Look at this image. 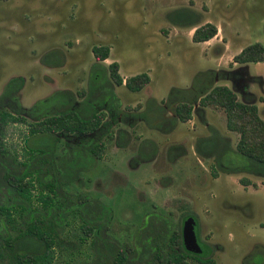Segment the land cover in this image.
Masks as SVG:
<instances>
[{"label":"rangeland","instance_id":"1","mask_svg":"<svg viewBox=\"0 0 264 264\" xmlns=\"http://www.w3.org/2000/svg\"><path fill=\"white\" fill-rule=\"evenodd\" d=\"M177 9L186 10L187 20L196 25L212 22L216 33L205 42L192 41L193 28L169 17ZM254 41L264 46V0H0V95L11 78H19L11 84L20 85L0 106L8 110L11 100L26 110L38 105L32 115L25 109L9 111L0 162L9 171L22 168V163L50 166L60 179L69 180L58 189L69 206L62 208L70 211L60 225H53L49 264L93 260L95 241L83 235V221L74 209L78 193L110 210L108 227H102L103 244L108 235L118 247L123 242L136 247L148 218L157 224L167 219L169 226L182 231L189 216L197 240L216 264H264V175L222 172L212 157L202 158L194 151L196 138L212 129L234 148L237 135L226 129L222 109L205 106L187 121H176L168 132L155 125L174 117L173 103L165 100L171 87L186 90L187 96L195 91L191 99L196 108L198 95L220 83L233 88L239 99L251 96L264 119V60L232 59ZM95 44L108 45L109 53L91 67L90 48ZM112 60L122 77L144 71L148 83L137 91L111 83L106 66ZM111 101L116 123L107 108ZM68 107L82 114L104 111L107 117L99 130L87 135L69 131L29 135L30 124L44 113ZM137 113L144 118H128L132 126L122 122L123 114ZM160 124L169 126L166 121ZM98 140L104 142L99 159L87 151V143ZM143 141L152 143L143 145L140 157ZM31 149L36 156L30 155ZM37 156L46 157L33 163ZM221 157L230 158L228 165L235 167L248 162L233 153ZM240 176L250 183L241 184ZM26 178L32 183L30 207L40 210L39 192L52 195L57 190H49L43 178L38 182L36 172ZM4 201L0 194V204ZM17 210L13 207L10 216L17 219ZM39 222L53 224L45 215H39ZM101 244L99 249L104 248Z\"/></svg>","mask_w":264,"mask_h":264},{"label":"trees","instance_id":"2","mask_svg":"<svg viewBox=\"0 0 264 264\" xmlns=\"http://www.w3.org/2000/svg\"><path fill=\"white\" fill-rule=\"evenodd\" d=\"M169 17L173 22L191 26L193 29L190 38L194 42L208 40L217 31L216 25L212 22L205 21L196 25L191 20H187L189 13L184 9L173 10L169 14ZM90 50L94 58V62L91 64L92 67V65L99 64L108 56L109 46L95 44L91 46ZM232 59L236 63L264 60V46L257 41L248 43L235 53ZM117 69L118 63L115 60L110 61L106 66L111 83L115 85L122 84L128 90H140L149 81V75L144 71L122 78ZM198 74L196 73L195 78L200 77ZM15 78H11L7 82L0 95V101L4 98H7L5 100L8 101L9 96L13 95L19 88V84H11L13 80L19 79ZM194 92L191 91V96H187L186 90L171 87L165 100L169 104L173 103L172 111L174 117L163 120L169 122V126L166 128H163L161 124L159 125V123L163 122L161 119L155 125L163 132H168L175 125L176 121L183 122L190 119L194 111H199L200 109V112H202L203 108L208 105L219 107L224 113L226 129L235 132L237 135L234 148L229 146L227 139L220 136L217 130L212 129L208 135L196 138L194 143L195 153L202 158L212 157L214 165L217 166L215 168L225 173L244 171L264 175V119L259 115L256 104L250 101L251 96H243L242 99H239L233 88L223 83L214 84L198 95L195 108L193 107L195 101L191 99L194 97ZM84 93L83 90H77V94L79 95ZM87 93L91 95L93 92L89 89ZM180 93L185 95L180 97ZM111 100L116 101L114 98H111ZM112 101L108 105V109L111 111V121L116 123V114L113 112H117V110L111 106ZM0 105L2 107L4 106L2 103ZM1 106L0 152L4 148L3 137L6 132L8 118L10 117L9 111L26 110V108L17 106L13 100H11L8 110ZM37 108L38 105L33 106L31 109L26 110V112L32 115ZM126 108H129L128 105H126ZM134 109L136 110V108ZM103 112L93 109L82 114L69 107L58 111H48L40 119L30 124L28 133L29 135L37 133L54 134L57 131H69L74 135L95 133L103 123L102 121L105 115ZM129 117L144 118L139 113L132 115L126 114V116L123 114L122 122L126 121ZM19 119L21 120L22 118L18 117L17 120ZM120 131L122 132V129L117 131V137L120 136ZM147 143L150 144L152 141H143L138 146V151L141 152L139 154L141 155L140 157H142V150L145 148L143 145ZM87 144V151L95 158H100L104 148V142L98 140V142L93 141ZM149 144L147 145L148 147ZM31 150L34 153L30 155L36 156L37 151L34 149ZM231 153L244 157L249 163H244L246 165L240 167L228 165L230 158L225 159L221 156L224 154L229 156ZM39 157L44 158L46 156ZM39 157L37 156L36 160L32 162L35 163ZM1 163L0 194L5 195V201L3 204H0V222L2 227L0 229V264H49L52 259V246L54 244L52 234L54 232L53 225L55 226L56 223V226L60 225L66 213L70 211L69 209L62 208L64 206L68 208L69 206L64 202L63 197L58 195V189H61L62 185L68 184L69 180L60 179L61 175L58 171L55 168L51 170L49 161L47 162L49 167L44 168H40V165L37 167V165L31 166V163H22L23 167L16 171H9L8 168H3ZM32 171L36 172L38 182H41L43 178L45 179L43 183L49 187V190H57L52 195L48 194V192H39L37 197L42 203L40 210L30 207L29 204L32 183L31 179L26 177ZM211 174L216 176L217 171L213 169ZM41 175H46V177H41ZM238 181L243 185L250 183L243 176L238 177ZM251 183L252 185L255 184L254 182ZM55 196L56 201L54 200ZM75 198L74 209L77 211L79 219L83 221L81 225L82 233L84 236L91 235L93 237L96 250L93 260L82 261L78 264H216L215 259L209 251L205 252V247L201 253L197 254L186 250L182 245L180 230L169 226L167 219H161L160 223L157 224L151 221L149 222L150 218H148L147 226L141 229L142 237L136 239L138 242L136 247L126 242H123V247H118L116 242L114 244L111 243L112 238L108 235L105 237H108L109 240H106V244H103L102 236L104 235L102 227H108L109 208L99 202L88 199L82 193H78ZM15 206H18L17 219L15 216H10L11 209ZM39 215L40 217L45 215L46 218H49V222H53V224L47 226L46 223V226H43L39 222ZM56 215H58L57 219ZM100 244L104 248L99 249ZM133 249L134 251H132Z\"/></svg>","mask_w":264,"mask_h":264},{"label":"water","instance_id":"3","mask_svg":"<svg viewBox=\"0 0 264 264\" xmlns=\"http://www.w3.org/2000/svg\"><path fill=\"white\" fill-rule=\"evenodd\" d=\"M182 243L188 250L196 253H201L203 250L201 243L197 240L194 220L189 216L183 222Z\"/></svg>","mask_w":264,"mask_h":264},{"label":"crops","instance_id":"4","mask_svg":"<svg viewBox=\"0 0 264 264\" xmlns=\"http://www.w3.org/2000/svg\"><path fill=\"white\" fill-rule=\"evenodd\" d=\"M205 41H207V40H205ZM204 41V42H205ZM122 77V76H121ZM126 77V76H125ZM122 78H124V77H122ZM105 117H107V115L105 114L104 115ZM125 123H127V125H129V126H132V122L131 121H129V119H127L126 121H124ZM181 122V121H180ZM184 122V121H183ZM113 125V124H112ZM99 159V158H98Z\"/></svg>","mask_w":264,"mask_h":264},{"label":"flooded vegetation","instance_id":"5","mask_svg":"<svg viewBox=\"0 0 264 264\" xmlns=\"http://www.w3.org/2000/svg\"><path fill=\"white\" fill-rule=\"evenodd\" d=\"M193 107H194V106H193ZM107 108H108V105H107ZM104 117H105V116H104ZM129 118H130V117H129ZM106 125H107V124H106ZM123 143H124V142H123ZM118 145L121 146V147H124L126 144L124 143V144L121 145V144L118 143ZM179 230H180V229H179ZM180 233H181V239H182V231H181V230H180ZM202 245H203V244H202ZM203 246H204V245H203ZM204 247H205V246H204Z\"/></svg>","mask_w":264,"mask_h":264}]
</instances>
